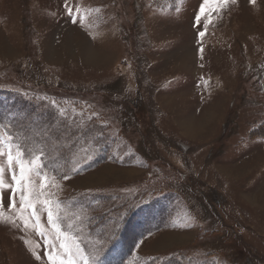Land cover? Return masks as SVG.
<instances>
[{
	"label": "rangeland",
	"instance_id": "obj_1",
	"mask_svg": "<svg viewBox=\"0 0 264 264\" xmlns=\"http://www.w3.org/2000/svg\"><path fill=\"white\" fill-rule=\"evenodd\" d=\"M0 151V264H264V0H0Z\"/></svg>",
	"mask_w": 264,
	"mask_h": 264
},
{
	"label": "snow or ice",
	"instance_id": "obj_2",
	"mask_svg": "<svg viewBox=\"0 0 264 264\" xmlns=\"http://www.w3.org/2000/svg\"><path fill=\"white\" fill-rule=\"evenodd\" d=\"M233 3H235V0H232ZM251 3H255V0H250ZM201 12H204L205 9L204 7H201ZM199 19V18H197ZM201 36L204 35L203 32L200 33ZM202 51V49H201ZM0 155H3V152L0 151ZM13 155L11 154V152H9L8 154V162H9V166L11 167L12 163H13ZM16 165L19 168V178H17V174L15 171H13L12 173V181L14 182V184L16 185L15 187L12 184L7 185L8 191H3L0 192V203H4L7 201H13L11 206H14V198H15V194L17 192V190L19 189V191L21 192V201L23 203V200L25 199V197L23 196V192H24V187H25V181L27 179L26 177V172H31V169L25 168V162L23 160V158L21 157V153L18 151L17 153V159L15 161ZM3 175H4V169L0 168V188H4V180H3ZM11 194V195H10ZM48 222L49 224L55 225V220L53 219V214L51 211L48 212ZM43 235V233H41ZM57 239H59V236H57ZM59 247L61 249H64L65 253H67L68 255V260H67V264H78L77 260L73 257V254L71 252V249L66 245V243L61 242ZM76 256H79L80 260H83V264H89L88 259L83 256L82 253L79 252V250H77V253L75 254ZM39 258V257H37ZM50 260H52V264H56L55 259L50 256L49 257ZM60 264H65V262L62 260L60 262Z\"/></svg>",
	"mask_w": 264,
	"mask_h": 264
}]
</instances>
